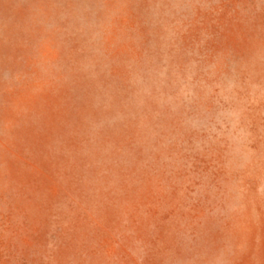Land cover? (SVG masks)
I'll return each mask as SVG.
<instances>
[{"label": "rangeland", "instance_id": "1", "mask_svg": "<svg viewBox=\"0 0 264 264\" xmlns=\"http://www.w3.org/2000/svg\"><path fill=\"white\" fill-rule=\"evenodd\" d=\"M0 264H264V0H0Z\"/></svg>", "mask_w": 264, "mask_h": 264}]
</instances>
